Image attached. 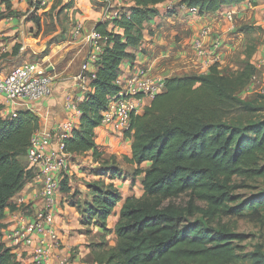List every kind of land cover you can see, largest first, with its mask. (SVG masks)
I'll return each instance as SVG.
<instances>
[{
  "label": "trees",
  "instance_id": "1",
  "mask_svg": "<svg viewBox=\"0 0 264 264\" xmlns=\"http://www.w3.org/2000/svg\"><path fill=\"white\" fill-rule=\"evenodd\" d=\"M132 6L121 8L122 14L112 21L96 26L106 40L95 62L96 72L90 83L91 92L79 102V128L64 141V152L81 156L89 152L100 165L99 180L89 185L92 200L70 205L81 215L84 227L100 226L103 235L90 244L95 264H264L259 251L247 258L239 245L247 238L219 225L222 218L241 217L264 204L243 201L238 191L249 189V182L264 180V97L245 101L239 97L256 75L250 63L255 53L249 46L248 63L240 71L222 75L214 65L206 74H190L165 81L142 115L131 119L125 137L132 139V159L125 161L144 171L143 195L129 197L124 202L114 234L116 246L108 248L106 237L111 230L107 221L122 195L113 181L121 179L115 158L107 159L96 144V130L102 126V113L111 99L121 92L117 84L119 69L125 60H133L130 48H138L144 38L145 26L160 16L158 5L166 0H130ZM258 0H181L178 7L197 10L199 16L216 13L225 6ZM101 7L100 0H90ZM6 10L0 20L19 15L12 10L10 0H3ZM77 0H55L49 14L53 24L75 27L68 12ZM35 6V5H34ZM38 11L40 6L36 5ZM175 11H169L173 17ZM33 23L41 29L42 16ZM109 24L122 31H108ZM69 30V32H70ZM63 41V40H62ZM15 46L13 55L19 54ZM10 56L1 54L0 62ZM0 105V264H21L4 242L3 220L6 209L16 207L12 199L32 180L26 157L31 142L40 130V119L30 111H19L17 118H3ZM113 162L110 164V162ZM111 165V167H110ZM110 167V168H109ZM62 192L71 193L68 180ZM182 197L186 202L177 204ZM218 227L215 228V225Z\"/></svg>",
  "mask_w": 264,
  "mask_h": 264
},
{
  "label": "crops",
  "instance_id": "2",
  "mask_svg": "<svg viewBox=\"0 0 264 264\" xmlns=\"http://www.w3.org/2000/svg\"><path fill=\"white\" fill-rule=\"evenodd\" d=\"M2 1L0 0V12L6 10V5ZM180 1L166 0L165 3L158 5L160 16L146 24L141 45L138 48L129 49L134 59L125 60L119 69L118 82L123 93L130 84L131 76L143 72L155 81L158 79L166 81L190 74H206L215 63L222 75L240 71L249 62L246 53L253 43L255 53L250 63L255 66L256 75L251 84L239 93V97L249 102L257 100L260 96L264 97V30L255 41L251 40L253 35L255 37L256 30H260V27L264 28V3L258 0L256 6L250 2L225 6L216 13L204 16H199L197 10L178 7L175 8V15L169 17L168 12L174 11L171 5H176ZM54 2L55 0H10L12 10L19 15L0 20V55L1 52L10 54L15 46L21 44L24 45V48L22 47L24 50L30 49L34 56L41 54L43 50L32 42L26 44L28 35L32 36L29 31L35 30V24L27 19V15L35 8L34 4H40L41 8H45V11L42 9L37 11L41 15L42 12H49ZM130 6H132L131 1L126 0L122 8ZM115 8L108 11H96L90 0H77L75 8L68 12L70 13L68 17L76 25H93L92 29H95L100 23L112 21L116 18V14L123 13L121 8L118 10ZM107 29L110 32L122 34V31L114 28L113 24H109ZM8 37L11 39L4 40ZM197 40H201L208 48L207 55H200L195 50L194 43ZM88 52L89 49L84 43L69 35L66 41L40 59L44 67H49V74L55 82L52 98L31 106L33 110L31 112L40 119L39 133L55 131L61 123H72L75 130L79 128L81 114L66 108L65 97L71 95L77 100L83 97L74 77L85 63ZM95 62L96 60L92 59L88 61L93 73L96 72ZM144 101L148 107L153 100L145 99ZM0 105H5L4 100L0 99ZM12 109L13 107L8 105L5 107L6 112ZM20 110L28 111L26 108H20ZM132 143V139L125 137V134L115 132L111 126L102 125L96 130L98 150L104 153L107 159L115 158V165L121 175V180L113 181L121 192L122 200L107 221V229L112 232L106 237L109 249L114 248L117 243L114 228L124 202L129 197L140 198L144 193L142 187L144 173L136 175V171L138 168L145 171L150 166L148 162L138 167L125 161L126 158L132 159ZM20 161L27 165L26 159L20 158ZM70 163L72 176L68 184L70 188L74 185L76 188H73L71 193L61 192L56 198L54 216L61 246L54 252V257L49 264H62L63 261H68V264H95L90 244L100 241L103 229L100 226H92L88 233V228L81 223L78 210L70 205L71 194L78 189L80 194L75 198V202L91 201L93 195L89 185L106 178L99 174L100 170L96 167L100 168V165L94 162L91 152L81 156H70ZM112 163L111 161L110 164ZM75 175L90 183L85 184L82 180L74 183L72 178ZM106 180L110 182L109 179ZM21 198L31 205V208H20L18 202ZM11 202L16 210L6 209L5 211L3 224L7 235L23 214L35 216L41 209L38 208L40 206L39 186L32 180L29 181ZM6 238L4 242L8 247Z\"/></svg>",
  "mask_w": 264,
  "mask_h": 264
},
{
  "label": "built area",
  "instance_id": "3",
  "mask_svg": "<svg viewBox=\"0 0 264 264\" xmlns=\"http://www.w3.org/2000/svg\"><path fill=\"white\" fill-rule=\"evenodd\" d=\"M100 1L108 9H113L121 0ZM72 37L79 39L89 49L85 63L74 77L79 88L86 93L78 100L71 95L65 97L66 108L81 114L77 104L91 92L90 83L94 77L88 61L90 59L97 61L106 39L96 29L86 31L82 25H75ZM194 48L200 55L208 54V48L201 40L195 41ZM54 82V78L49 74V67L46 68L41 62L36 61L26 62L1 75L0 99L4 100L6 106L14 109L6 112L4 105L2 117L17 118L20 108L33 111L31 106L52 98ZM117 84L120 85V82L117 81ZM164 85V80L155 81L144 72L132 75L125 93L121 90L118 96L110 100L102 113V125L111 126L115 132L125 134L130 128L132 117L142 115L145 111L144 100H153L162 93ZM74 130L72 123H61L55 131L38 132L34 135L26 154L27 171L32 173V181L40 188L38 208L41 209L35 216L23 214L8 235L5 229L3 232L7 237L8 248L21 264H49L54 252L61 246L56 231L54 209L56 198L62 192V183L72 176L70 156L64 152V141ZM18 205L20 208H31L23 198L19 199ZM62 264H68V261H63Z\"/></svg>",
  "mask_w": 264,
  "mask_h": 264
},
{
  "label": "rangeland",
  "instance_id": "4",
  "mask_svg": "<svg viewBox=\"0 0 264 264\" xmlns=\"http://www.w3.org/2000/svg\"><path fill=\"white\" fill-rule=\"evenodd\" d=\"M126 0H121L115 9L122 8L125 4ZM177 2V1H176ZM259 2L264 3V0H259ZM179 3V2H178ZM178 3L172 4V10L176 11L175 8H178ZM93 6V9L96 11H108L109 9L102 4L101 7L95 6L93 3H91ZM35 6L40 4H34ZM250 6V4H248ZM34 6V7H35ZM181 8V7H180ZM43 11H45V8H41ZM39 9V10H40ZM51 10V9H50ZM50 12V11H49ZM47 12L46 14H49ZM176 13V12H175ZM45 13L42 12L41 15L37 13L35 8L31 13H28L27 19L32 21V18L34 16H42V22H41V29L38 30L37 25H35V30L32 29L29 31V33L32 34V36L28 35L26 38V44L32 42L35 46L42 49V53L39 54L37 57L33 55L30 49L26 48L25 50L24 45H19V54L17 56L13 55L14 48L11 50L10 56L4 58L1 62L2 67L0 68V75H5L8 72H10L14 67H18L19 65H22L29 61H36L41 62L40 59L47 55L52 49H54L57 45H61L64 41H66L69 37V35H72L73 29L70 30V28L67 26V22H64L65 25L61 26L56 23V25L53 24L52 17L49 15H46L43 17ZM70 13H68L69 16ZM33 22V21H32ZM35 24V23H34ZM76 25V24H75ZM83 29L86 31H89L92 29V26H86L82 25ZM70 30V32H69ZM264 28L260 27V30H256L255 37L252 36V42L256 40V38L262 35V31ZM36 33V34H35ZM35 34V35H34ZM11 38H4V40H8ZM63 40V41H62ZM253 45V43H251ZM26 46V45H25ZM23 47V48H22ZM1 54H6L4 52H1ZM8 54V53H7ZM44 54V55H43ZM36 57V58H35ZM80 92L85 94L86 91H82L80 89ZM84 161V160H83ZM82 166V164H79ZM111 167V165H110ZM109 167V168H110ZM84 166L82 167V169ZM98 170H102L99 167H96ZM85 169V168H84ZM83 169V170H84ZM96 169V170H97ZM94 171V170H93ZM121 177V176H120ZM108 179V177H105ZM74 183L78 181H83L85 184H89V181H84L85 179H79L76 175L72 178ZM104 179L106 183L107 180ZM121 180V179H119ZM93 182V181H91ZM248 185L250 186L249 189L238 191L237 194H239L243 201L246 202H257L258 200H264V180H258L256 182H249ZM76 188V185L74 187L72 186L71 189ZM78 190V189H77ZM73 191L72 194L76 193L79 195L80 193L78 191ZM71 194V196H72ZM70 200V197H69ZM188 198L182 197L179 200L176 201L177 204L186 202ZM71 201V200H70ZM219 225L225 226L229 228L233 233L243 235L247 238V240L240 244L239 246V252L243 254V256H246L247 258L250 256V254H253L256 251H259L260 249L264 253V204L259 206V208L255 209L254 211H248L241 217H228V218H222L219 221ZM218 227V224L215 225V228ZM242 264H250L249 262H245Z\"/></svg>",
  "mask_w": 264,
  "mask_h": 264
}]
</instances>
